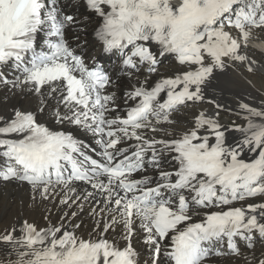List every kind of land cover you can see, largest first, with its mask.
Segmentation results:
<instances>
[{"label":"snow or ice","instance_id":"1","mask_svg":"<svg viewBox=\"0 0 264 264\" xmlns=\"http://www.w3.org/2000/svg\"><path fill=\"white\" fill-rule=\"evenodd\" d=\"M248 9L0 0V89L12 98L0 114V185L24 188L46 221L0 231V264H141L136 243L144 264H251L241 244L264 242V111L206 95L225 71L227 54L214 51L225 30L264 26L259 14L244 23ZM168 58L182 66L172 75ZM205 103L216 111H197L191 128L161 127ZM221 111L245 125L222 124Z\"/></svg>","mask_w":264,"mask_h":264},{"label":"bare ground","instance_id":"2","mask_svg":"<svg viewBox=\"0 0 264 264\" xmlns=\"http://www.w3.org/2000/svg\"><path fill=\"white\" fill-rule=\"evenodd\" d=\"M170 1L174 5L180 2V0ZM245 2L248 4L249 9L246 14L247 19L244 23L251 25L253 23V14L264 16V0L260 3H252L249 0H245ZM255 22L264 24V21H260L259 19ZM225 31H231L232 36L224 37L225 46L222 49H214L217 55L223 53L227 54L223 61L225 64V71L222 73L217 72L215 74L217 79L207 88L206 95L210 98L216 99L220 104L233 109L237 107L240 101H243L252 108H258L261 111H264V54L259 52L261 51L264 53V42L254 43V46L258 51L246 46V44H250L253 41H264V26L259 28L255 26L242 28L239 33L232 29H226ZM238 52L239 57L242 58V60L238 58ZM249 66L251 67V71L248 70ZM181 67L182 66L176 64L174 60H169L168 58L167 61L165 60L163 71L165 75H172L173 73L178 72ZM233 80L242 81L248 84V86L237 87V89L234 90L232 87L236 86ZM117 92L119 94V90H117ZM11 99L10 95L6 96L4 91L0 89V114H6L10 111L8 105L10 104ZM200 110L207 111L209 114L216 111L214 105L207 103L200 105L199 108H183L180 111L173 113L170 117L174 123H164L161 127L167 129L169 132L174 130L179 134L192 127L194 114ZM221 113H224V116L226 117H228L229 114L235 115L234 112L230 113L228 111H221L220 114ZM220 114V122L224 124L221 120L222 115L220 116ZM242 123V125H245L243 119ZM160 135H163V133ZM233 135H239V133H229V139H231ZM27 200L28 193L24 188L17 187L14 184H9L7 186L0 185V231L12 227L20 219H25V217L28 216L27 214H29L27 213L29 212L28 210L31 212L34 210V213L36 211L42 212L43 208L33 209L25 206ZM49 208L51 209V206H49ZM51 210L53 212L52 219L54 220L57 212L55 209ZM85 221H87V217H85ZM45 223L46 221L42 220L38 224L43 225ZM85 230L87 231V224ZM258 242L260 241L257 239V243ZM135 246L140 252L141 264H144V261L149 259V253L141 244L136 243ZM241 248L243 250V255L248 258V261L251 262V264H254L255 258L261 257L262 254H264V248L257 249V247H254L253 249H247L243 246V243L241 244ZM213 259L214 264L245 263L243 258L231 256L217 257Z\"/></svg>","mask_w":264,"mask_h":264},{"label":"rangeland","instance_id":"3","mask_svg":"<svg viewBox=\"0 0 264 264\" xmlns=\"http://www.w3.org/2000/svg\"><path fill=\"white\" fill-rule=\"evenodd\" d=\"M233 81L235 82L234 84L236 86V87H232V89H234V90H236L237 87H244L246 85L248 86V84H246L242 81H239V80H233ZM255 97H260V96H255ZM220 116H221V120L224 122V124H227L229 126H231L233 124V122H235L236 124H240V125L243 124L242 119L237 118L236 115L229 114L228 117H226V116H224V113H221ZM190 119H191V116H190ZM28 211L29 212H27V213H29V214H27L28 216H26L25 219H28L29 221H35L37 224L43 220L42 214H43L44 210H42V212L36 211L35 213H34V210H33V212H31L30 210H28ZM255 247H257V249L264 248V242L255 243ZM257 258H259V257H257ZM243 264H245V263H243Z\"/></svg>","mask_w":264,"mask_h":264}]
</instances>
